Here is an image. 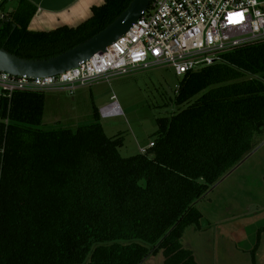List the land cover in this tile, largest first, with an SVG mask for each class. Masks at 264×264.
Returning a JSON list of instances; mask_svg holds the SVG:
<instances>
[{
	"label": "trees",
	"instance_id": "1",
	"mask_svg": "<svg viewBox=\"0 0 264 264\" xmlns=\"http://www.w3.org/2000/svg\"><path fill=\"white\" fill-rule=\"evenodd\" d=\"M132 0H104L75 28L31 32L20 1L0 22V48L28 60L68 51L111 24ZM14 27V29H13ZM157 120L153 146L121 157L123 139L92 122L43 129L45 93L0 100V264H197L182 246L200 230L196 207L264 133V43L185 74ZM7 121V124L4 122Z\"/></svg>",
	"mask_w": 264,
	"mask_h": 264
},
{
	"label": "rangeland",
	"instance_id": "2",
	"mask_svg": "<svg viewBox=\"0 0 264 264\" xmlns=\"http://www.w3.org/2000/svg\"><path fill=\"white\" fill-rule=\"evenodd\" d=\"M13 5L6 4L7 13ZM181 78L167 67L96 82L68 92L45 93L43 129L75 130L92 122V109L114 96L122 116L100 119L107 137H121L119 153L140 154L154 140L157 120L178 111L173 100ZM200 230L188 228L182 246L197 264H264V133L246 158L196 203ZM142 264H165L161 252Z\"/></svg>",
	"mask_w": 264,
	"mask_h": 264
},
{
	"label": "built area",
	"instance_id": "3",
	"mask_svg": "<svg viewBox=\"0 0 264 264\" xmlns=\"http://www.w3.org/2000/svg\"><path fill=\"white\" fill-rule=\"evenodd\" d=\"M13 0H0L4 7ZM264 43V0H153L149 8L102 54L54 77H14L0 72V100L18 92H68L96 82L161 67L175 76L221 62L236 49ZM99 111L103 119L120 117L114 96ZM7 124V121L4 122ZM153 146L140 148V154ZM0 148V156L3 154Z\"/></svg>",
	"mask_w": 264,
	"mask_h": 264
},
{
	"label": "water",
	"instance_id": "4",
	"mask_svg": "<svg viewBox=\"0 0 264 264\" xmlns=\"http://www.w3.org/2000/svg\"><path fill=\"white\" fill-rule=\"evenodd\" d=\"M152 2L153 0H132L102 31L74 48L46 60L23 59L0 48V72L14 77L25 76L34 79L54 77L75 69L94 55L104 53L107 47L128 31Z\"/></svg>",
	"mask_w": 264,
	"mask_h": 264
},
{
	"label": "crops",
	"instance_id": "5",
	"mask_svg": "<svg viewBox=\"0 0 264 264\" xmlns=\"http://www.w3.org/2000/svg\"><path fill=\"white\" fill-rule=\"evenodd\" d=\"M20 1L13 0L10 3L13 8L9 9V11L14 10ZM22 1L28 2L36 10L28 24V30L31 32H49L60 27L75 28L91 17V9L93 7L101 6L104 3V0ZM100 119L103 118L100 116Z\"/></svg>",
	"mask_w": 264,
	"mask_h": 264
}]
</instances>
